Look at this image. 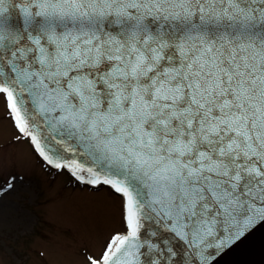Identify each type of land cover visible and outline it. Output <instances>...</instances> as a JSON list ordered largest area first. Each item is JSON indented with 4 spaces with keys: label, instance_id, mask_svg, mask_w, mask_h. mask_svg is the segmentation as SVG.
<instances>
[{
    "label": "snow or ice",
    "instance_id": "obj_1",
    "mask_svg": "<svg viewBox=\"0 0 264 264\" xmlns=\"http://www.w3.org/2000/svg\"><path fill=\"white\" fill-rule=\"evenodd\" d=\"M0 99L47 165L119 199L85 264H209L264 221V0H0Z\"/></svg>",
    "mask_w": 264,
    "mask_h": 264
},
{
    "label": "rangeland",
    "instance_id": "obj_2",
    "mask_svg": "<svg viewBox=\"0 0 264 264\" xmlns=\"http://www.w3.org/2000/svg\"><path fill=\"white\" fill-rule=\"evenodd\" d=\"M8 176L22 179L0 196V264H85L120 230L117 196L48 169L0 99V183Z\"/></svg>",
    "mask_w": 264,
    "mask_h": 264
},
{
    "label": "water",
    "instance_id": "obj_3",
    "mask_svg": "<svg viewBox=\"0 0 264 264\" xmlns=\"http://www.w3.org/2000/svg\"><path fill=\"white\" fill-rule=\"evenodd\" d=\"M29 120L32 123V126L36 127L31 113H29ZM37 131L42 138V142L44 137H48L50 139V131L47 129L46 125L42 124V122L40 127L37 128ZM32 147L34 148L33 145ZM71 155V153H64L65 157H69ZM77 158L82 161L85 160V157L83 156H78ZM148 227H153V225H148ZM208 251L211 253L209 256V264H264V221L257 222L250 226L249 229L245 231L244 235L239 239H235L233 242L220 249L211 248Z\"/></svg>",
    "mask_w": 264,
    "mask_h": 264
},
{
    "label": "flooded vegetation",
    "instance_id": "obj_4",
    "mask_svg": "<svg viewBox=\"0 0 264 264\" xmlns=\"http://www.w3.org/2000/svg\"><path fill=\"white\" fill-rule=\"evenodd\" d=\"M13 124H14V122H13ZM14 127H15V125H14ZM15 129H16V127H15ZM16 131H17V129H16ZM18 132V131H17ZM22 137V136H21Z\"/></svg>",
    "mask_w": 264,
    "mask_h": 264
},
{
    "label": "trees",
    "instance_id": "obj_5",
    "mask_svg": "<svg viewBox=\"0 0 264 264\" xmlns=\"http://www.w3.org/2000/svg\"><path fill=\"white\" fill-rule=\"evenodd\" d=\"M47 166V165H46ZM48 167V166H47Z\"/></svg>",
    "mask_w": 264,
    "mask_h": 264
}]
</instances>
